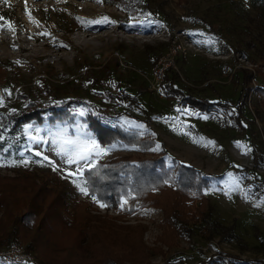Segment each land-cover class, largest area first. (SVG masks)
Masks as SVG:
<instances>
[{
  "label": "rangeland",
  "instance_id": "rangeland-1",
  "mask_svg": "<svg viewBox=\"0 0 264 264\" xmlns=\"http://www.w3.org/2000/svg\"><path fill=\"white\" fill-rule=\"evenodd\" d=\"M129 1L135 9L127 13L110 0L99 4L96 0H0V17L5 18L0 20V115H17L33 106L47 111L64 101L79 100L103 110L108 115L103 124L144 137L156 134L161 144L156 142L141 151L114 142L100 146L107 151L93 154L87 162L69 164L67 159L75 155V145L69 141L95 140L97 144L85 122L84 104H74L71 122L25 125L28 150L34 156L25 155L15 164L0 166V178L13 185L26 176L35 185L60 193L65 204L63 218L71 219L78 228L81 219L74 218L75 206L69 199V188H73L75 201L85 205L89 216L88 237L99 242L103 252L119 256L121 264L263 262L264 107L260 100L249 92L240 129L220 114H199L165 100L159 84L169 67L176 72L177 86L184 93L231 105L240 90L239 70L251 72L252 90L257 85L264 87V0L255 4L251 0ZM124 6L130 7L129 3ZM105 16L114 23H87ZM10 26L14 32L8 30ZM117 90L136 98L146 114L101 95ZM128 156L161 157L167 165L174 159L208 176L204 190L209 203L207 220L189 224V235L174 238L173 245L167 247L158 240L166 231L159 208L140 206L128 212L124 198L104 203L81 191L86 189L83 169L93 166L98 158ZM229 166L254 170L257 180L248 173L227 170ZM171 174L175 179L174 170ZM176 187L167 182L151 192L163 202L172 201L176 215L185 211L195 218L199 200ZM23 191L32 193L28 186ZM24 196L16 199L13 217L33 207ZM13 219L0 226V251L14 244L30 257V264H40L36 247H26L32 231L14 232ZM136 228L144 246L142 254L147 255L144 262L134 259L139 250L133 242ZM12 232L14 237L8 239ZM59 239H44L38 248L60 253ZM128 243L131 247L125 248ZM57 258L62 260L64 254ZM88 262L100 264L92 258ZM0 264L20 263L0 258Z\"/></svg>",
  "mask_w": 264,
  "mask_h": 264
},
{
  "label": "trees",
  "instance_id": "trees-1",
  "mask_svg": "<svg viewBox=\"0 0 264 264\" xmlns=\"http://www.w3.org/2000/svg\"><path fill=\"white\" fill-rule=\"evenodd\" d=\"M263 2V0H260ZM117 5L123 12L129 13V9L133 10V1L127 0H110ZM257 0H251L255 4ZM129 3L130 7L126 8L124 4ZM239 93L233 105L221 101H207L197 99L189 94L184 93L178 86V76L176 72L167 67L162 73V82L159 84V90L165 100L173 101L176 105L184 106L196 111L199 114L214 115L220 114L229 118L237 128L242 129L241 121L243 109L246 104L249 92L260 100L264 107V87L261 85L250 88L252 76L250 71L239 70ZM252 91H251V90ZM102 96H106L111 102L119 103L120 105L134 109L142 115L145 111L140 107L136 98L131 97L121 90L115 93L104 92ZM23 98V97H22ZM83 103L86 108L85 122L94 134L97 144L101 147L110 145L114 142L121 143L124 146H136L139 150L149 149L156 142L161 144V140L156 134L140 136L134 131L123 130L119 127H110L103 124L108 115L93 104L88 102L67 100L60 104L58 108H52L45 111L36 106L25 111H21L17 115H0V165L15 164L22 157L28 155L33 157L27 146V141L23 128L29 123H43L53 125L57 122H71V109L74 104ZM32 104V103H30ZM35 105V104H32ZM259 105L261 108H263ZM46 114V115H44ZM125 116H131L128 113H123ZM153 137V138H152ZM169 165L165 164L164 159L159 157L155 159L135 157H113L109 159L98 158L93 166L83 169L81 177L84 180L85 188L89 194L95 195L104 203H115L120 198H124L129 206L128 212H132L140 206H153L161 210L164 216V224L166 231L158 238L159 242L167 247L174 243V238L178 236H187L190 231V225L197 224L200 221L207 220V209L209 203L204 195V190L207 189L208 176H204L199 171L191 166L171 159ZM236 172H244L250 174L254 180H257L254 170L247 171L245 168L227 167ZM174 170L176 178L173 179L171 172ZM215 178V177H212ZM171 182L176 184L177 191H185L188 195H195V199L199 200V211H196L195 218L179 212L175 214L176 205L169 201L168 203L152 194L151 189L162 187L165 183ZM31 188V194L25 193L24 187ZM180 189V190H179ZM69 199L75 206V217L80 218L81 223L78 228L73 225V221L63 218L65 204L63 195L60 193L46 189L42 185H35L26 176L15 180V184H11L9 180L0 178V226L3 221L14 218V232L32 231L27 246L32 244L36 247L38 257L36 260L40 264H89L90 258L98 261L100 264H121V258L109 251H102L103 246L99 242H92L88 237L91 230L86 222L89 216L85 213V205L81 202L77 203L74 198L73 188H69ZM185 194V193H184ZM27 196L32 208L27 207L25 214L18 217H13V211L16 199ZM29 206V205H28ZM190 224V225H189ZM216 228L220 226L213 224ZM169 229V231H168ZM202 230V229H201ZM200 230V231H201ZM136 234L133 239L134 247L138 248L134 259L135 261H146L147 255L144 252V246L140 241V231L135 229ZM205 233V234H204ZM203 234L208 236L209 233L204 231ZM11 238L14 233H11ZM23 239H26V234H21ZM62 244L60 253H52L41 251L38 248V243L44 239L48 241H56ZM131 244H125V248H130ZM133 247V248H134ZM57 252L58 247L53 248ZM130 253V252H128ZM64 254V258L59 260L57 255ZM89 256V257H87ZM225 257L226 255H222ZM221 256V257H222ZM133 259V257H131ZM198 264H209V261L199 262ZM256 264H264L257 262Z\"/></svg>",
  "mask_w": 264,
  "mask_h": 264
},
{
  "label": "snow or ice",
  "instance_id": "snow-or-ice-1",
  "mask_svg": "<svg viewBox=\"0 0 264 264\" xmlns=\"http://www.w3.org/2000/svg\"><path fill=\"white\" fill-rule=\"evenodd\" d=\"M7 2V0H5V3ZM105 0H96V3H104ZM26 14L29 15V18L30 20L32 19L30 14L27 13L26 11ZM5 18L4 17H0V20H4ZM87 23H96V24H100V23H103V24H112L114 23V21H111L108 17H101L99 19H96V20H91V21H88ZM131 26V25H130ZM8 30L10 31H15V28L14 26H10L8 28ZM69 143H73L75 145V155L73 156H69V158L67 159V163L69 164H72L74 161H89L90 160V157L93 155V154H96V155H100L102 154V152H106L107 150H101L100 149V146L96 144L95 140H88L86 142H80V141H75V142H72V141H69ZM39 154V153H37ZM51 163V162H50ZM25 164H27V161H25ZM0 166H4V165H0ZM55 170V169H54ZM77 174H80V169H77ZM69 175H71L69 173ZM81 191L87 195L88 192L86 189L84 188H81ZM93 200L95 201L96 200V197L93 196ZM123 203L121 204V207H123ZM100 207H106V205L104 204H100Z\"/></svg>",
  "mask_w": 264,
  "mask_h": 264
},
{
  "label": "built area",
  "instance_id": "built-area-1",
  "mask_svg": "<svg viewBox=\"0 0 264 264\" xmlns=\"http://www.w3.org/2000/svg\"><path fill=\"white\" fill-rule=\"evenodd\" d=\"M0 258L7 262L30 264V257L24 255L14 244H10V246L8 245L4 250H1Z\"/></svg>",
  "mask_w": 264,
  "mask_h": 264
}]
</instances>
